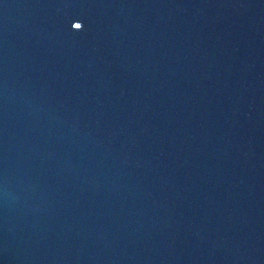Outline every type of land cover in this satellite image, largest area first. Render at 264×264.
I'll use <instances>...</instances> for the list:
<instances>
[{
    "label": "water",
    "instance_id": "1",
    "mask_svg": "<svg viewBox=\"0 0 264 264\" xmlns=\"http://www.w3.org/2000/svg\"><path fill=\"white\" fill-rule=\"evenodd\" d=\"M0 264H264V0H0Z\"/></svg>",
    "mask_w": 264,
    "mask_h": 264
}]
</instances>
